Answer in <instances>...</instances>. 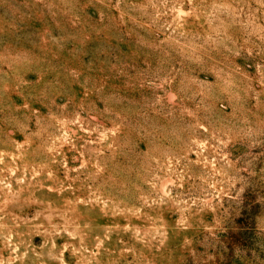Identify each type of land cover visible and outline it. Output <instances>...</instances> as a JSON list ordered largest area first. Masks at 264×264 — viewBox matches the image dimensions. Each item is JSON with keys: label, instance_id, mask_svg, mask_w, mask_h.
I'll return each instance as SVG.
<instances>
[{"label": "rangeland", "instance_id": "1", "mask_svg": "<svg viewBox=\"0 0 264 264\" xmlns=\"http://www.w3.org/2000/svg\"><path fill=\"white\" fill-rule=\"evenodd\" d=\"M0 264H264V0H0Z\"/></svg>", "mask_w": 264, "mask_h": 264}]
</instances>
